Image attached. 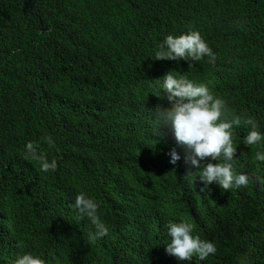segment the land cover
I'll list each match as a JSON object with an SVG mask.
<instances>
[{"label":"trees","instance_id":"trees-1","mask_svg":"<svg viewBox=\"0 0 264 264\" xmlns=\"http://www.w3.org/2000/svg\"><path fill=\"white\" fill-rule=\"evenodd\" d=\"M6 15L0 22V264H13L23 252L45 264H168L160 247L179 187L160 151L167 129L154 134L152 119L165 103L154 80L167 70L155 52L178 23L198 31L214 54L259 56L260 64L264 0H15ZM255 74L261 92L250 116L264 132V67ZM29 142L57 161L37 186H26L25 148L19 161L4 156L3 144ZM257 150L264 151V142L245 150L250 159L235 162L249 174L241 208L215 203L210 219L211 205L191 201L198 234L221 222L227 234H212L225 244L226 264H264V162L255 159ZM97 161L122 185L116 207L130 211L114 219L100 215L109 228L105 237L124 241L103 263L106 238L87 244L92 225L77 219L73 207L80 192L102 200L95 187L101 179L84 166Z\"/></svg>","mask_w":264,"mask_h":264},{"label":"clouds","instance_id":"clouds-1","mask_svg":"<svg viewBox=\"0 0 264 264\" xmlns=\"http://www.w3.org/2000/svg\"><path fill=\"white\" fill-rule=\"evenodd\" d=\"M13 4L15 0H0V22L7 18L6 7ZM155 55L160 59L158 62H162L159 66L167 70L161 79L154 80L159 81L155 85L159 93L156 96L165 98V103L159 106L162 111L158 109L152 119L154 134L162 136L159 130L167 129L160 151L165 164L174 171L179 187V197L172 200L173 209L167 219L161 257H167L168 264H226L220 258L225 244L214 237L227 234L221 222L213 232L198 234L190 205L191 201L201 199L211 205L210 219L216 212L215 203L228 208L242 207L241 189L248 185L249 174L238 169L235 162L250 159L244 154L245 150L264 142V132L250 116L252 104L261 92L255 71L264 67V60L259 64V56L252 60L218 56L198 31H186V25L178 23L158 45ZM45 142L49 146L54 144L51 138H45ZM3 147L4 156L18 161L25 148L28 156L26 186L39 185L47 172L57 168V161H49L44 157V148H36L31 142L22 148L7 144ZM255 159L264 162V151L257 150ZM103 164V161L90 166L84 163L88 171L101 179L95 187L102 200L80 192L73 203L77 219L86 218L92 225L87 244L107 236L109 228L101 216L118 218L121 210L122 215L130 214L128 208L116 207L124 190L111 177L113 173L105 172ZM222 193L231 196L218 202L217 197ZM204 217L207 219V214ZM123 242L108 236L102 243V254L112 253L113 245L123 250ZM13 264H45V261L39 255L23 252ZM241 264L250 262L245 259Z\"/></svg>","mask_w":264,"mask_h":264},{"label":"bare ground","instance_id":"bare-ground-1","mask_svg":"<svg viewBox=\"0 0 264 264\" xmlns=\"http://www.w3.org/2000/svg\"><path fill=\"white\" fill-rule=\"evenodd\" d=\"M251 24V23H250ZM245 25V24H244ZM239 26H240V24H239ZM243 26V25H242ZM243 28V27H242ZM244 53V52H243ZM102 118V117H101ZM132 126V125H131ZM92 128H93V126H92ZM134 128H136V127H134ZM53 130H54V127H53ZM55 130H57V128H55ZM52 133V132H51ZM81 134H83V133H81ZM59 139V138H58ZM65 139V138H64ZM60 140V139H59ZM62 140V139H61ZM79 141H81V140H79ZM85 142V141H84ZM81 143V142H80ZM76 147V146H75ZM73 148V147H72ZM261 172H262V170H261ZM181 192V191H180ZM148 199V198H147ZM140 210V209H139ZM109 236V235H108ZM106 238V237H105ZM104 238V239H105ZM104 241V240H103ZM107 248V247H106ZM118 248V247H117ZM138 248L140 249L141 247L138 245ZM138 249V250H139ZM79 252L81 251V249L80 250H78ZM77 255V254H76ZM107 255H109V252L108 251H106L104 254H102V258H101V261H99V262H101V263H103V262H107V260H106V258H107ZM94 258V257H93ZM119 258H120V256H119ZM164 259H165V262H166V260H167V257H164ZM81 260H83V259H81ZM95 260V259H94ZM96 261V260H95ZM89 263V262H88Z\"/></svg>","mask_w":264,"mask_h":264}]
</instances>
